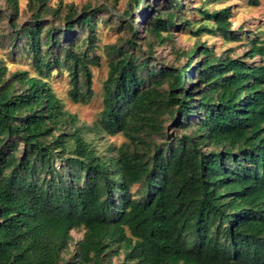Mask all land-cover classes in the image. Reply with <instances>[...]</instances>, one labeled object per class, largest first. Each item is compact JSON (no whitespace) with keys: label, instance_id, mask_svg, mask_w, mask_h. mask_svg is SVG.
Here are the masks:
<instances>
[{"label":"trees","instance_id":"trees-1","mask_svg":"<svg viewBox=\"0 0 264 264\" xmlns=\"http://www.w3.org/2000/svg\"><path fill=\"white\" fill-rule=\"evenodd\" d=\"M48 1L28 0L22 24L19 0L0 8L3 46L37 71L9 72L0 59V264H108L120 249L134 264H264V62L247 60H264V40L244 56L174 44L176 64H166L155 46L174 28L241 41L231 7L203 0V21H192L184 0H131L115 15L107 4ZM101 18L129 35L107 45L98 119L79 123L49 77L65 69L73 101L93 99ZM119 133L120 146L96 143ZM74 229L84 237L67 257Z\"/></svg>","mask_w":264,"mask_h":264},{"label":"rangeland","instance_id":"rangeland-1","mask_svg":"<svg viewBox=\"0 0 264 264\" xmlns=\"http://www.w3.org/2000/svg\"><path fill=\"white\" fill-rule=\"evenodd\" d=\"M72 3L78 10L82 9L85 5L99 6L101 4H107L112 9V13L121 14L123 13L129 5L131 0H49L48 3L54 7H58L61 2ZM152 2V5L161 6L164 5L165 0H148ZM145 0V2H148ZM203 0H184L187 11L184 15L191 19L192 21L202 20L199 11L196 8ZM20 5V17L18 23L22 24L26 20L30 19L32 12L28 9V0H19ZM131 5L135 6V2L132 1ZM8 6L7 0H0V8H5ZM154 6V7H155ZM158 6V7H159ZM210 9H219L225 6H230L232 9V30L240 34L242 37L241 41H229L224 40V38L216 31L213 34L207 32H202L200 35L196 36L193 31L189 29L174 28V34L172 40L164 45L155 46V57L159 58L160 61L166 64H176L175 55L172 53V45L177 47L188 49L197 42H202L208 46L214 48L217 54L227 53L230 51L232 56H244V54L251 47V39L264 40V0H259L257 5L252 4V0H217L216 2H209L207 5ZM8 10L7 8H5ZM139 10V9H138ZM153 9H151L152 11ZM137 14V9H133L131 16ZM146 15V13H145ZM130 16V17H131ZM46 18L49 20H54L56 23L58 20L53 14L48 13ZM142 18H135L134 24L136 26V31L139 35L143 34L142 28ZM99 21V26L97 29L98 34V44L99 47L96 53L100 55L101 65L93 66V88L95 95L89 103H79L73 101L69 95V90L71 88L70 76L65 69H53L49 81L57 95L65 103V107L77 114L79 117V123L93 124L99 117L100 112L103 108V84L108 74V55H107V45L114 44L116 42L124 41L129 33H118L116 31L117 20L113 21ZM10 32L9 29V19L5 18L0 24V59H4L9 67V72H15L18 70H28L31 74H36L37 71L33 68L31 59L26 55L17 54L9 55L8 51L10 45L4 47L5 36ZM140 43L144 50H146L147 45L144 41L140 40ZM248 62L251 64H262L264 62L261 55H257L254 58H247ZM167 131L169 133H175L174 126L172 122L166 123ZM127 138L122 134H116L110 136L108 134H103L97 139V145L100 147H108V145L115 144L120 146L122 143L126 142ZM72 240L70 242V247L66 253L67 257L75 254L77 249V243L83 239L84 230L74 229L71 231ZM108 264H134L126 258V254L123 249L118 252L113 251L110 254V258L106 260Z\"/></svg>","mask_w":264,"mask_h":264}]
</instances>
